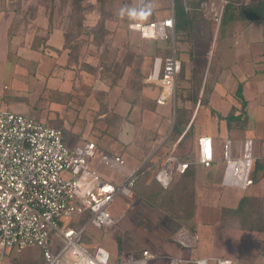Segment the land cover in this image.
I'll list each match as a JSON object with an SVG mask.
<instances>
[{"label":"rangeland","instance_id":"rangeland-1","mask_svg":"<svg viewBox=\"0 0 264 264\" xmlns=\"http://www.w3.org/2000/svg\"><path fill=\"white\" fill-rule=\"evenodd\" d=\"M30 1L31 3L38 2V0ZM186 1L199 2V0ZM227 1H233L238 6L259 0H207L201 3L196 10H191L192 8L188 7L194 20L192 36L186 40L176 41L175 34L165 39L149 40L143 39L139 33L130 29V25L139 18H131L128 11L135 9L140 14L138 0H106L107 4L103 11L107 18V34L102 46L97 50L96 45H93L92 38L86 35L77 37L75 42L82 43L80 60L83 63L78 64L80 68H70V71L67 70L68 72L63 64L61 65L60 69L64 70H58V73L65 72L60 75L59 79L66 82L55 83L56 78L48 76L46 78L43 75L37 77V80L31 79V74L27 71L31 68L26 66L22 67L23 80L19 81L21 80L18 75L21 74L19 65L12 64L10 61L7 63L8 60L0 55L1 108H9L14 103L13 98L21 96L35 110L32 114L33 118L64 131L68 146L94 144L97 150L91 166L97 169L98 175L104 180L119 184L123 182L124 176L105 163L99 165L101 156L105 153L120 156L127 164L137 168L142 164L143 147L151 141L153 134L149 132L150 122L145 121L142 114L139 115L140 117L132 119V117H128L127 109L124 110L126 118L122 125L114 118L113 111L107 112L108 115L102 120L101 116L104 110L113 109L112 107L109 109V106L119 101V94H124L129 99L131 96L128 92L131 89L139 88L141 90L142 82L147 83L146 80L151 74L155 58H165L173 51L183 64H187L188 70H190V64H193L197 70L200 68L202 70L201 79L203 77L205 79L206 66L210 60V49L214 46L215 40L224 27L221 25V19ZM148 8L150 13H145L144 16L162 21L174 13V0H151ZM10 16L9 20L0 23V28H7L11 24V29L31 32L35 29L41 30L40 28H44L47 22L44 9L39 11L38 20L33 22L34 25L28 26L24 23V14L11 13ZM99 18L98 10H94L88 14L87 23L94 25ZM65 22L60 21L57 17L55 23L60 27H65ZM100 54L107 56V59L111 58L114 64H99L96 56ZM128 62L129 64H126ZM127 65L130 66L127 67ZM138 67H140V72H138ZM49 70L48 67L45 72H49ZM77 70L79 76L75 77V84L73 78ZM184 76L185 79L182 77L181 70L177 79V89L180 94L183 93L182 88L186 86L184 85L187 79L185 73ZM96 81L101 84L98 87L100 90H105V87L113 89L111 90L112 94L111 91H99ZM5 85L9 88L5 89ZM154 88L146 85L144 94L150 97L153 93H158V90L156 92ZM190 90L192 91V88ZM197 124L202 127L209 125L203 115L198 119ZM73 129H77L78 132H73ZM168 136V131H165L158 142ZM170 147L171 144L166 145L157 157L148 160L149 164L145 161L148 166L147 171L142 169L144 172L142 171L134 188L132 198L118 199L112 204L111 212L115 223L111 227L91 226L84 232L82 243L86 244L92 253H95L99 247L105 249L110 255L109 264L118 262L120 256L126 251L138 256L142 250L151 251L157 256L148 264H170V261L177 257H167L166 254L176 256L180 255L181 251L178 246V231L185 228L186 231L192 232L190 220L182 221L181 218L172 215L160 204L162 192L171 189L177 178L174 179L169 189H163L153 175L161 160L169 154L167 150ZM117 237L121 238L125 245L132 246L133 249L120 250L116 241ZM191 243L187 246L189 250ZM208 252L201 246L202 254ZM185 256L187 255L185 254ZM0 264H44V261L41 250L37 248H27L22 253L10 248L3 251L0 248ZM209 264H216V261L209 259Z\"/></svg>","mask_w":264,"mask_h":264},{"label":"crops","instance_id":"crops-1","mask_svg":"<svg viewBox=\"0 0 264 264\" xmlns=\"http://www.w3.org/2000/svg\"><path fill=\"white\" fill-rule=\"evenodd\" d=\"M10 15L0 13V23L9 20ZM170 17L175 21L174 13L168 16ZM47 26L48 21L44 28H40L41 30L35 29L31 32L11 29V24L7 28H0V55L8 60L7 63L10 61L12 64H18L20 73L24 66L31 68L27 70L31 74V79L37 80V77L43 75L46 78L47 76L56 78L55 83L59 81L64 83L66 81L59 79L65 72L58 73V70H64L60 69L61 65L63 64L66 72L70 71V68H80V65L69 64V51L64 49L63 29L56 27L48 32ZM13 32L15 34H12ZM209 56L206 82L204 77L201 79L200 68L197 70L190 64L188 70L187 64H182L187 77L184 82L186 86L182 88L181 94L176 86L175 97L169 104L159 106L157 104L159 88L142 82L141 90L135 88L128 92L132 98L127 99L124 94H119V101L110 104L112 106H109V109L110 107L113 109L104 110L101 119L108 115L107 112L113 111L114 118L122 124L126 118L124 110L127 109L128 117L134 119L142 114L143 119L150 122L148 127L153 137L143 147L142 164L137 168L146 170L148 167L146 162L157 157L168 144H171L167 150L169 154L174 153L180 161L193 164L194 210L190 220L192 232L181 228V231H178L180 255L167 253V257L185 259L189 264H196L202 260L209 264V259L215 260L216 264L222 259L232 260L235 264H264V18L253 21L241 19L224 25L210 49ZM48 67L49 72H45ZM194 71L201 81L200 93L194 97L196 103L192 102L193 94L187 91L190 89L189 80ZM21 74H18L21 78L19 81L23 80ZM78 76L77 70L73 83ZM96 82L99 89L101 84ZM146 85L155 87L158 93L147 97L144 94ZM205 87L207 90L205 95L209 102L203 105L201 100ZM4 88L9 87L5 85ZM111 90L113 89L106 87L105 90L99 89L102 92ZM12 101L14 103L7 109L1 108L0 102V110L30 116L35 112L21 96H15ZM179 108L183 111L178 123L181 133L171 141ZM202 115L209 123L207 127L197 124ZM75 131L78 132L77 129H73V132ZM165 131H168L169 136L158 142ZM203 137H210L214 142L215 161L210 168L204 167L198 161L199 140ZM225 141L231 142L234 158L240 157L246 142H250L254 157L253 184L244 187L225 182L227 166L223 160L222 145ZM185 237H190L189 243L192 242L190 250L181 244ZM201 246L209 252L202 254ZM0 248L3 251L7 249L1 246ZM41 254L43 260L42 250Z\"/></svg>","mask_w":264,"mask_h":264},{"label":"built area","instance_id":"built-area-1","mask_svg":"<svg viewBox=\"0 0 264 264\" xmlns=\"http://www.w3.org/2000/svg\"><path fill=\"white\" fill-rule=\"evenodd\" d=\"M150 1L138 0L141 15L130 28L144 39H165L174 35L173 17L158 21L142 14V7ZM181 70L182 63L174 51L165 58H155L146 82L159 88V106L174 99ZM222 145L227 166L225 182L244 187L253 184L254 157L250 142H246L238 158L233 157L230 141ZM199 146V163L212 167L215 161L213 139L200 138ZM96 150L92 143L68 146L62 129L30 115L0 110L2 248L17 252L40 248L44 264H109L110 255L105 249L99 247L92 253L81 239L91 226L111 227L115 223L112 204L119 198L134 196L143 170L128 165L120 156L105 153L99 165L105 163L124 176L119 184L108 182L91 166ZM188 165L170 153L161 160L153 175L161 187L168 188ZM189 242L186 237L181 240L185 247ZM156 258L148 250H142L138 256L124 252L115 264H148ZM188 263L181 258L170 261V264ZM196 264L207 262L202 260ZM217 264L235 263L222 259Z\"/></svg>","mask_w":264,"mask_h":264},{"label":"trees","instance_id":"trees-1","mask_svg":"<svg viewBox=\"0 0 264 264\" xmlns=\"http://www.w3.org/2000/svg\"><path fill=\"white\" fill-rule=\"evenodd\" d=\"M207 0H199V2H187L186 0H174V13H175V36L176 41L186 40L192 36L194 20L189 13L188 7L191 10H196L200 7L201 3ZM106 0H38L37 3H31L30 0H0V13L15 15L24 14L25 24L31 25L34 21L38 20V13L41 9H44L46 18L48 21V32L54 28H60L64 31L65 45L64 49L69 51V64H82L80 58L81 44L80 42H75L76 38L82 35H86L92 38L93 45L99 48L102 46V42L107 34L106 29V17L103 11ZM149 2L145 4L141 12L143 14L150 13L148 8ZM59 10V12H57ZM94 10H98L100 18L94 24H88V14L92 13ZM152 13V12H151ZM59 18L60 21H66L65 27H60L56 25V19ZM264 18V0H259L252 2L251 4L236 5L233 1H227L221 19V25H226L232 21L246 19L247 21H253L255 19ZM19 26V24H17ZM34 25V24H33ZM38 28V27H36ZM46 39V38H45ZM99 64H114L111 58L107 59V56L100 54L96 56ZM117 64V62H115ZM126 64H129L126 63ZM183 64V63H182ZM130 65H127L129 67ZM138 72H140V67H138ZM185 67H182V77H184ZM197 74H192L190 78V88L189 93L193 94L192 102L196 103V97L200 90V79L196 76ZM207 93L206 87L203 92V97L201 104H208L209 100L205 95ZM182 108L178 109V118L173 130V139H176L181 133L179 130V120L182 115ZM180 117V118H179ZM50 125V124H49ZM54 126V125H51ZM55 127V126H54ZM64 132V131H63ZM189 134V133H188ZM188 134H186L188 136ZM185 136V137H187ZM191 160H188V162ZM193 164L189 163L188 168L182 174L177 175L179 177L174 183L171 189L168 191H163L161 206H163L167 211L171 212L172 215H176L182 219V221H189L193 217L194 210V184H193ZM174 181V180H173ZM173 183V182H172ZM176 211V213H175ZM116 241L118 243L120 250L133 249L130 245H125L121 238L117 237Z\"/></svg>","mask_w":264,"mask_h":264},{"label":"clouds","instance_id":"clouds-1","mask_svg":"<svg viewBox=\"0 0 264 264\" xmlns=\"http://www.w3.org/2000/svg\"><path fill=\"white\" fill-rule=\"evenodd\" d=\"M128 15H129L131 18L138 19V18H140V15H141V14L137 13L135 9H130V10L128 11Z\"/></svg>","mask_w":264,"mask_h":264}]
</instances>
